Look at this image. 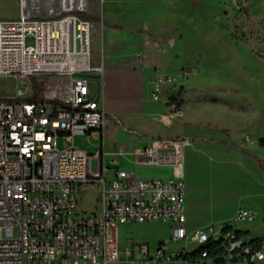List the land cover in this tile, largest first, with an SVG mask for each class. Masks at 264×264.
<instances>
[{
    "label": "built area",
    "instance_id": "1",
    "mask_svg": "<svg viewBox=\"0 0 264 264\" xmlns=\"http://www.w3.org/2000/svg\"><path fill=\"white\" fill-rule=\"evenodd\" d=\"M85 12L87 0H18V17L0 20V78L14 83L0 99V264H170L188 252L186 243L199 247L210 238L186 231L183 179L140 178L134 167L109 173L99 151L89 155L74 146L76 136L101 137L106 121L101 99L89 89L103 67L92 63L91 22L78 16ZM28 36L33 45H26ZM33 76L46 82L40 100L27 101ZM169 82L157 73L151 97ZM146 142L133 152L137 166L174 167L192 139ZM123 154L118 147L115 156ZM90 186L100 189L98 210L79 212L77 195ZM234 218L250 219L251 212L238 209ZM135 223H166L169 241L184 247L169 255L164 245L151 252L147 243L121 239L119 227ZM225 239L219 264L264 260L262 248L233 234Z\"/></svg>",
    "mask_w": 264,
    "mask_h": 264
},
{
    "label": "crops",
    "instance_id": "2",
    "mask_svg": "<svg viewBox=\"0 0 264 264\" xmlns=\"http://www.w3.org/2000/svg\"><path fill=\"white\" fill-rule=\"evenodd\" d=\"M201 5L202 0H87L86 17L94 33L92 63L103 67L100 77H91L90 93L98 94L106 117L122 118V127L134 132L128 135L134 139L132 146L115 140L116 147L99 152L109 173L117 167H134L140 178L183 179L188 234L203 230L218 239L221 228L229 225L233 231L246 232L242 240L248 242L264 236V100L232 106V124L212 126L195 116L184 85L169 83L156 99L150 95L157 73L172 74L170 63L181 38L178 28H188L190 13ZM132 118L139 123L133 124ZM180 137L192 142L184 148L179 165L135 164L133 152L147 139ZM118 147L125 151L119 158ZM203 189L209 191L207 198L201 195ZM238 209L250 211L251 218L236 220ZM258 218L259 232L241 225ZM130 225L119 227L121 239H133ZM158 245L166 251L164 243ZM196 248L195 243H186L188 252ZM172 263L194 264L183 259Z\"/></svg>",
    "mask_w": 264,
    "mask_h": 264
},
{
    "label": "rangeland",
    "instance_id": "3",
    "mask_svg": "<svg viewBox=\"0 0 264 264\" xmlns=\"http://www.w3.org/2000/svg\"><path fill=\"white\" fill-rule=\"evenodd\" d=\"M83 14L87 15L85 12L78 16ZM17 17L18 0H0V20ZM189 22L188 28H178L181 38L178 39L176 55L171 59L169 83L185 86L186 99L199 119L212 126L232 124V106L264 100V0H219V4L217 0H202L201 7L190 13ZM93 38L91 24L92 53ZM26 45H33L32 36L26 38ZM45 82L44 77H29L35 91H42ZM13 86L11 79L0 78V99L11 95ZM132 120L133 124L139 123L136 118ZM123 124L122 118L106 117V131L101 137L76 136L74 146L89 155L106 147H116L118 142L115 140H123L124 145L132 146L134 139L128 135H134V132L123 128ZM90 167L92 172L97 171L96 159H92ZM99 193V187L82 189L77 195V210L96 212ZM201 195L207 198L208 189H203ZM241 225L253 227L257 232L261 228L259 218ZM129 230L134 241L147 243L151 252L159 243L166 245L169 255L184 245L182 241H168L165 223H136L131 224ZM261 244L264 254V241ZM187 247L191 249L192 245ZM254 264H264V260Z\"/></svg>",
    "mask_w": 264,
    "mask_h": 264
},
{
    "label": "trees",
    "instance_id": "4",
    "mask_svg": "<svg viewBox=\"0 0 264 264\" xmlns=\"http://www.w3.org/2000/svg\"><path fill=\"white\" fill-rule=\"evenodd\" d=\"M81 19L90 21L84 14L79 16ZM27 101H38L40 97L38 91L34 90V94L31 97L26 98ZM220 237L218 239H213L212 237L203 244L194 249L191 252H187L182 255L181 258L186 261L198 264L200 260L209 261L211 264H219L223 261V256L225 254V247L227 245V240L225 236L227 234H233L236 240H242V237L247 233L243 231H233L232 227L229 225H224L220 230ZM243 241V240H242ZM264 241V236L261 238H254L248 242H245L247 245H250L254 250H260L263 246L261 242ZM205 253V256L202 254Z\"/></svg>",
    "mask_w": 264,
    "mask_h": 264
}]
</instances>
